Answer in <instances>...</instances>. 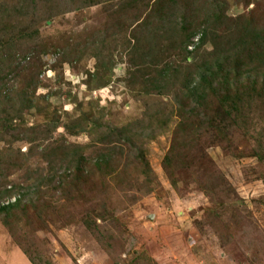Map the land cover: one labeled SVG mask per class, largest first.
Returning a JSON list of instances; mask_svg holds the SVG:
<instances>
[{"label": "rangeland", "instance_id": "obj_1", "mask_svg": "<svg viewBox=\"0 0 264 264\" xmlns=\"http://www.w3.org/2000/svg\"><path fill=\"white\" fill-rule=\"evenodd\" d=\"M259 32L264 0H0V264H264Z\"/></svg>", "mask_w": 264, "mask_h": 264}, {"label": "trees", "instance_id": "obj_2", "mask_svg": "<svg viewBox=\"0 0 264 264\" xmlns=\"http://www.w3.org/2000/svg\"><path fill=\"white\" fill-rule=\"evenodd\" d=\"M164 4H167L166 6H168L169 8H171V7H173L174 5H173V3L171 2V1H168L167 3H164ZM91 5H93V3L91 2ZM167 11V13H168V15H169V17L170 18H172V10L170 9H168V10H166ZM214 16V14L212 15V16H210V18L212 19V17ZM215 17H216V15L214 16V19H215ZM209 18V19H210ZM253 42H254V45L255 46H257L258 48H260V50L261 51H264V40H263V37H262V34L259 32V35L257 36V37H255L254 38V40H253ZM192 45H194L193 44V37H192V35H187V36H185V38H184V41L183 42H181V45L180 46H178L180 49H181V51H183V52H185L186 54H188V52H187V50H188V48L189 47H191ZM168 65V64H167ZM209 66V65H208ZM217 66H218V64H217ZM220 66H221V64H220ZM164 69V68H163ZM169 69L171 70V68L169 67ZM169 69H166V71L163 73L164 75H167L168 73H170V70ZM215 69V65H212V67H210V68H206V67H204L201 71H199L198 72V77H202V79H204V80H202V81H206L207 79H209V72H208V70L209 71H211V70H214ZM163 72V71H162ZM162 72H161V74L160 75H162L161 76V78L163 77L164 78V76H163V74H162ZM238 73V75H233V76H230L229 78H224V80H225V85L227 86V87H229L230 89L232 88L234 91H237L238 90V86L237 87H235V86H233L234 84H232V82H236V83H238V82H241L243 79H244V77L243 76H239L240 75V68H238V71H237ZM217 73H220V72H217ZM217 73H215L214 74V76L213 77H215L216 75H217ZM207 74H209L208 76H207ZM179 76V74H174L173 75V77H169L168 78V80L167 81H165V83H167L169 86H167V87H169V89H170V91H169V93L170 92H174L175 90H181L182 89V87H180L179 88V84H178V82H180V81H178L177 80V77ZM193 78L191 79V87H189L188 89L191 91V93H194V92H199V90L200 89H202V87L204 86V84H202V82L200 81V78H198V80H196L195 81V79H196V75H193L192 76ZM222 79V82H220V81H217L216 79H214L213 81L215 82V83H220V84H222V83H224L223 82V78H221ZM165 80H166V78H165ZM172 80V81H171ZM164 82V81H163ZM264 83V82H263ZM186 85V84H185ZM29 103V102H28ZM28 107V106H27ZM33 108V107H32ZM229 117H232L231 116V114H227ZM9 123V122H8ZM8 123H5V125H3L2 127H1V130L3 131V132H0V134H3L5 131H6V126H7V124ZM17 202V201H16ZM20 203V202H19ZM18 203V204H19ZM17 205H15V204H12V205H8V206H6V207H4L3 209H4V211H6V210H11V209H13L14 207H16ZM19 245L21 246L22 245V243L21 242H19ZM25 251V250H24ZM25 253L26 254H28V252L27 251H25ZM30 257V256H29ZM30 261H31V263L32 264H34V262L30 259Z\"/></svg>", "mask_w": 264, "mask_h": 264}]
</instances>
